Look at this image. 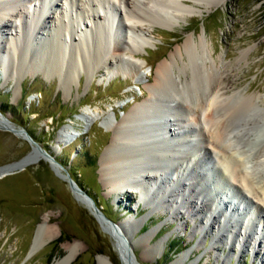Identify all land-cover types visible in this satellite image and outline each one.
Instances as JSON below:
<instances>
[{
	"label": "rangeland",
	"instance_id": "374dc122",
	"mask_svg": "<svg viewBox=\"0 0 264 264\" xmlns=\"http://www.w3.org/2000/svg\"><path fill=\"white\" fill-rule=\"evenodd\" d=\"M19 1L29 13L26 15L29 20L37 22L43 15L41 20H45L46 26L53 28L58 20L64 21L65 26L62 25V32L55 34L56 37L51 36V29H36L34 34L38 31V36L33 34L30 39L14 28V24L12 30L20 32L16 39L0 30V48H7L5 52L17 56L0 54V110L9 121H15H10L15 128L29 129L39 146L60 164L67 162L61 165L67 172L71 168L76 176L81 187L74 181L82 190H78V194L86 197V193L98 209L103 207L114 226L74 194L66 178L61 176L65 173L63 169L56 172L47 160L32 156L29 165L0 178V264H52L65 256L66 245H74L77 249L70 264H98L99 261L125 264L120 245L109 226L119 224L120 230L126 231L122 235L124 244L129 245L140 264H264V204L257 194L256 199L236 181L232 183L233 193L211 187L214 189L211 195L220 199L214 215L219 217V222L215 224L213 217L210 218L213 211L207 214L197 205L188 212L185 198L168 197L169 191L176 192L186 183V177L172 185L163 179L168 188L164 196L157 193L163 182L157 183V191L147 190L146 199L136 192H114L101 178L99 164L112 133L100 121L86 124L81 121L84 111H89L108 116V126L118 124L134 106L148 98L145 85L152 81L156 66L180 47L186 37L192 36L195 40L204 33L211 57L218 66L217 75L228 85L226 92L243 89L244 95L260 98L255 106L231 118L227 132L231 133L233 142L226 141L227 145L239 150L262 148L264 116L258 108H264V0H226L216 6L211 5L213 0H202V14L176 19L173 30L161 28L153 20L137 21L150 30L146 34L127 28L130 19L117 0H108V7L99 0H91L99 14L106 13L113 18V22L103 21L96 31L92 26L85 29L88 14L80 13L69 0L66 3L43 0L41 5V0ZM47 3L50 6L42 9ZM12 4V13L18 15L19 5L14 1ZM56 11L62 18L55 17ZM45 15H53V19ZM174 20L170 18L171 22ZM17 21L27 22L23 15H18ZM19 40L31 46L21 47ZM131 51L136 54L132 56ZM140 62L144 77L137 82L132 80L131 72ZM236 95L230 103L234 104ZM247 119L246 127L242 124ZM62 128H67L73 136L64 144H57L56 138ZM208 130L203 127L192 147H206L213 159L218 151L211 149L214 141ZM246 130L256 135L251 143L242 137ZM186 131L191 133L188 127ZM222 140H226L225 136ZM173 143L176 144L174 140L168 141L166 147H175ZM32 146L34 144L21 135L0 129V166L29 155ZM149 158L152 157L146 156ZM190 159L192 166L197 167V160ZM205 168L207 172L195 175L198 179L209 178L204 185L199 184L200 190L217 182V174L220 176L216 167ZM171 170L168 168L167 173ZM259 170L254 177L256 181L264 177V166ZM189 175L193 176L191 171L185 174ZM146 176L147 180L151 178L149 174ZM208 198L210 196L203 200ZM254 206L260 210V226L256 224L258 218L249 221L245 217L254 211L251 210ZM46 215L49 219L46 228H52L56 237L31 252L35 232ZM174 237L175 243H172ZM160 241L161 247H155Z\"/></svg>",
	"mask_w": 264,
	"mask_h": 264
},
{
	"label": "bare ground",
	"instance_id": "6f19581e",
	"mask_svg": "<svg viewBox=\"0 0 264 264\" xmlns=\"http://www.w3.org/2000/svg\"><path fill=\"white\" fill-rule=\"evenodd\" d=\"M13 1L15 4L19 5L18 15H23L28 23L25 21L24 24H21L17 21L18 15H14L11 11ZM28 1L37 2L38 0ZM42 1L43 0L40 2L39 0L40 5ZM61 1L67 2V0ZM99 1L103 5H107V7L110 4L108 0ZM117 1L125 8V15L130 19V22L128 24L126 23L128 26L127 28L133 32L140 31L145 34L150 32V30L143 28L137 21L141 23L143 20H146V22H152L153 20L157 26L167 30H173L176 19L181 20L191 15L195 16L196 14H202V0ZM225 1L226 0H213L211 5H222ZM188 2L191 5L187 4ZM20 4L21 2L19 0H0V30L7 31L9 35L13 36V38L15 37V39L20 32L16 29L12 30L13 24L15 26L14 28L20 29L21 34L25 35L24 37L28 39L31 38V35L33 36L36 29L40 28L51 29L52 37H56L57 34H60V31L62 32L63 26H65L64 21L60 22V20H58L53 28H51L50 25H45V20H41L43 15L39 16L37 22L32 19L29 20V18H27L29 13H26V10H24ZM69 4L75 7L80 13L85 12L88 14L87 18L82 16V18H85V29L92 26L94 31H96L100 29L103 21L108 20L110 22L111 20V22H113V18L106 13L99 14L95 10L91 0H69ZM48 6L50 5L47 3L42 6V9ZM34 7H38V5H34ZM107 7L105 8L108 12L109 10ZM64 13L66 16L67 12ZM58 14L61 13L56 11L55 17L62 18V16H58ZM4 16H7L8 19ZM45 17L47 19H53V15L51 17L50 15H45ZM170 18L175 20L171 22ZM9 22H11L10 25ZM88 24H90V26H88ZM25 26L31 28V31H26ZM36 33L34 34L35 37L38 36V31H36ZM1 39L2 35L0 33V40ZM142 42L146 44L144 38ZM19 43L21 47L23 46L26 48L28 45L31 46V44H26L22 40H19ZM208 45L204 33L195 40L192 36L186 37L183 44L171 52L168 58L160 62L154 69L152 81L149 85H145L148 98L142 103L134 106L118 124L108 126V116L102 113L100 114V112L89 111H84L81 121L84 124L100 121V124L104 125V127L112 133L110 143L103 151L99 164L101 178L114 192H136L139 194L140 198L146 199L149 196L147 190H156L155 186H157V183L163 182V185L158 189L157 193L160 192V194L164 196L168 188L164 185L163 179H165V181L167 180V183L172 185L180 182L182 177H186V183H182L176 192L169 191L171 195L168 197L173 200L185 198V204L188 206V210L186 209V211L188 212L190 209H195L197 205L198 209L203 207L207 211V214H211L210 211H213L210 218L213 217V221H216V224L219 222V217L217 216V219L214 215L218 212L216 208L220 206V199L219 197L217 198L211 195V192L214 190L212 188H216L217 190L224 189V192L230 191L233 193L232 183L236 181L245 192H252L254 198H256L257 194L258 199L264 204V177H260L261 180L258 181L254 180L256 173H260L259 169L264 166V146L258 150L255 149V151H251L250 149L239 150L227 145L226 141H232L231 133L227 132L231 118L247 110L251 105L254 104L255 106L260 98L254 95H244L241 92L243 89L231 91L230 93L226 92L228 85H225L224 80L222 81V78L217 75L218 66L211 57ZM13 46H15V44ZM59 46L61 47V44H59ZM59 46L56 45V48ZM6 49L7 48H0V54L6 57L10 55L17 57L15 53H10V51H8L9 49L7 50L8 52H5ZM135 54V51H131L132 56ZM240 59L241 58H239V60ZM142 61L146 63L145 59ZM208 61H210V63ZM116 62L117 64L119 63L118 60ZM135 65V67L133 66L135 69L131 72V76L132 80L139 82L144 77L141 70L143 64L140 62ZM199 88L202 90L200 93L198 92ZM235 94H237V97L234 104H232L230 101ZM189 96L192 97L190 98ZM194 110H196L197 113H195ZM258 110L262 111V115L264 116V108L260 107ZM247 121L248 119L245 120L242 125H246L247 127V123H249ZM0 124H5L1 117ZM189 125H192V127L189 128ZM187 127L191 133L185 132ZM203 127L209 129V136L214 141V144L210 145L211 149H216L218 151V154H215L213 159L210 157L209 150L206 147L201 145L192 147L195 139H199L198 136L201 135ZM261 128L264 130V125ZM246 131L247 132L243 133L242 137L244 136L245 141L251 143L254 141L256 135L254 133L252 134L250 130ZM71 136H73V134H71L67 128H62L57 135L56 143L64 144ZM224 136L226 139L225 141L222 140ZM170 140L176 142V144L173 143L175 147H166ZM214 145L217 147H213ZM148 155L152 158L146 159ZM32 156L45 159L42 154L34 149L19 165L22 167L29 165L32 161ZM190 158L197 160V167L192 166V159ZM206 166L209 167V169L211 166L216 167L219 170L220 176L217 174V182L212 183L209 187L204 186L205 188L200 190L199 184L204 185L207 180L209 181V178L205 176V179H198L195 175L207 172L208 168L206 169ZM170 167L172 170L168 174L167 171ZM11 168V166H6L0 169V178L6 175L7 173L5 172L10 171ZM187 171H191L193 176H185ZM148 174L151 178L147 180L146 175ZM217 175H215V177H217ZM173 177L177 179L174 180ZM134 178L135 181L133 180ZM78 192L79 191L76 190L74 194L86 205L90 206L92 202L87 197L81 196V193H79V196ZM222 192L221 190V193ZM208 196H210V198H208L207 201L203 200V198L205 199ZM239 202L242 204L241 201ZM227 207L230 208V206ZM251 210H254L255 213L254 211L252 213L249 212L245 217H247L249 221L258 218V223L256 224L260 226L262 217L260 216L259 208L254 206ZM224 211V216H226L227 211ZM234 213L236 214V212ZM48 220L47 215L42 218V222L38 226L32 241L31 252L40 245L56 237L52 228H46ZM127 222L125 225H127ZM109 226L114 237L121 242V248L123 252H125L126 244H124L122 238L124 236L122 235H125L126 231L120 230L121 224L115 227H112L114 225ZM155 247H161V241L157 242ZM64 248L66 251L65 256L52 264L71 263L72 259L77 254V249L74 245H66ZM121 254L124 260L125 255L123 256V253ZM98 264L103 263L99 261Z\"/></svg>",
	"mask_w": 264,
	"mask_h": 264
},
{
	"label": "water",
	"instance_id": "95a60500",
	"mask_svg": "<svg viewBox=\"0 0 264 264\" xmlns=\"http://www.w3.org/2000/svg\"><path fill=\"white\" fill-rule=\"evenodd\" d=\"M0 117L4 120V123H5V124H0V129L10 130V131L14 132L15 134L21 135L22 137L27 139L30 143L34 144V146H32V150L35 149L40 154H42V156H44L45 160H47L49 162V165L51 166V168L54 171L58 172L59 168L63 169V166L57 160H55V158L49 152H47L44 148L40 147L39 144L31 137V135L28 133V131L25 128H23V127L15 128L10 123V121L4 116V114L1 111H0ZM26 156L27 155H25L24 157H22L21 159L15 161V162L9 163V164L4 165V166H0V169L4 168L6 166H11L12 168L10 169V171L5 172L7 174L12 173L14 170H20L23 167L21 165H19V164ZM63 170H64L65 173L61 174V176L63 178H66L70 189L73 192L76 191V190H79V191L82 192V190L78 187L76 182L70 177L69 173L65 169H63ZM84 195L86 197H88L89 200L91 199L90 196H88L86 193H84ZM91 207L93 208V210H94L96 215L102 217L104 220L107 221V223L114 225L111 222V220L109 218H107L100 209L97 208V206L95 205V203L93 201H92ZM117 241H118V243L120 245L121 253H123V256L125 255V258H124L125 264H140L138 261L135 260V256L133 255L129 245L126 246L125 252H123V249L121 248L122 247L121 246L122 245L121 242H119V240H117Z\"/></svg>",
	"mask_w": 264,
	"mask_h": 264
},
{
	"label": "trees",
	"instance_id": "16d2710c",
	"mask_svg": "<svg viewBox=\"0 0 264 264\" xmlns=\"http://www.w3.org/2000/svg\"><path fill=\"white\" fill-rule=\"evenodd\" d=\"M25 98H26V96H25ZM2 113H4V111L3 110H0ZM14 118H15V116H13ZM17 118V117H16ZM15 118V119H16ZM10 121H12V122H15L14 120H10ZM28 130V133L31 135V137L34 139V140H36V138H35V136H34V134L29 130V129H27ZM61 162V161H60ZM67 162H61V164L62 165H64L65 166V164H66ZM68 173H69V175H70V177L71 178H73V180H75L77 183H78V180H77V178H76V176L72 173V171H71V168H69L68 169ZM78 185H79V183H78ZM80 186V185H79ZM81 187V186H80ZM83 189V188H82ZM101 211L103 212V214L107 217V218H109L110 219V217L109 216H107L106 214H105V212L103 211V207H102V209H101ZM111 220V219H110ZM175 241V237L172 239V243H175L174 242ZM174 245V244H173ZM173 247V246H172ZM175 247V246H174ZM176 249H178V247L176 248Z\"/></svg>",
	"mask_w": 264,
	"mask_h": 264
}]
</instances>
